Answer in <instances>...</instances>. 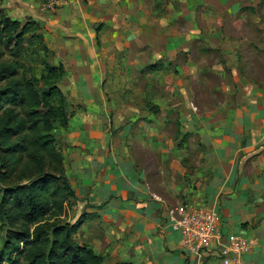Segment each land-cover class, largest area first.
<instances>
[{
  "label": "crops",
  "instance_id": "0c3cea01",
  "mask_svg": "<svg viewBox=\"0 0 264 264\" xmlns=\"http://www.w3.org/2000/svg\"><path fill=\"white\" fill-rule=\"evenodd\" d=\"M138 2L144 1L77 0L33 15L49 31L54 64L65 69L59 86L71 115L65 127L55 124L54 136L75 195L64 210L70 224L79 220L75 239L107 264H223L216 243L200 256L182 247L168 211L185 204L218 215L223 244L247 240L243 264H264V96L242 97L247 100L239 107L212 116L188 112L173 123L182 146L166 143L171 123L161 122L158 110L144 120L132 106L116 109L102 91L103 31L93 25L107 18L110 26L114 15L107 9H124L139 24L141 39L164 40L157 21L137 17ZM181 50L153 54L156 61L182 56L189 64L188 50Z\"/></svg>",
  "mask_w": 264,
  "mask_h": 264
},
{
  "label": "rangeland",
  "instance_id": "374dc122",
  "mask_svg": "<svg viewBox=\"0 0 264 264\" xmlns=\"http://www.w3.org/2000/svg\"><path fill=\"white\" fill-rule=\"evenodd\" d=\"M143 1L138 2L142 9L137 17L149 20L151 25L157 21L164 40L155 36L141 39L139 24L124 9H107L114 15L109 16L110 26L107 18L93 25H100L103 31L99 47L105 61L102 91L112 106H132L144 120L158 110L161 122L171 123L163 133L166 143L182 146L186 141L174 137L173 123L180 122L188 112L212 116L239 107L247 100L242 97L264 96V0ZM40 4L41 0H0V9L24 23L40 12ZM158 18L163 19L161 25ZM39 23L46 38L49 31ZM22 45L13 48L0 44V62L12 63L16 75L33 81L41 93L45 88L40 81L44 63L55 65L53 54L45 56L34 40ZM168 47L176 48L181 55V49H187L190 63L184 64L182 56L170 57L172 62L165 57L156 61L154 51ZM144 50L146 55L139 56ZM195 68L203 71L193 72ZM186 82L190 88L181 91L180 83ZM8 105L4 103V109ZM4 241L5 229L0 225V252L5 260Z\"/></svg>",
  "mask_w": 264,
  "mask_h": 264
},
{
  "label": "trees",
  "instance_id": "16d2710c",
  "mask_svg": "<svg viewBox=\"0 0 264 264\" xmlns=\"http://www.w3.org/2000/svg\"><path fill=\"white\" fill-rule=\"evenodd\" d=\"M26 40H34L45 56L53 54L38 21L28 17L22 23L0 9V44L16 48ZM44 70L39 93L33 81L16 75L12 63L0 62V225L6 255L4 260L0 252V264H107L75 239L79 220L70 224L64 216L75 199L54 136L55 124L65 127L71 115L59 86L65 69L44 63Z\"/></svg>",
  "mask_w": 264,
  "mask_h": 264
},
{
  "label": "built area",
  "instance_id": "2783aa9c",
  "mask_svg": "<svg viewBox=\"0 0 264 264\" xmlns=\"http://www.w3.org/2000/svg\"><path fill=\"white\" fill-rule=\"evenodd\" d=\"M77 0H41V12L55 11ZM169 222L173 230L179 232L181 244L186 252L200 256L212 243L220 247L223 264H243L242 255L249 249L244 238H234L229 244H223L217 231L218 215L205 207H189L185 204L170 208Z\"/></svg>",
  "mask_w": 264,
  "mask_h": 264
}]
</instances>
